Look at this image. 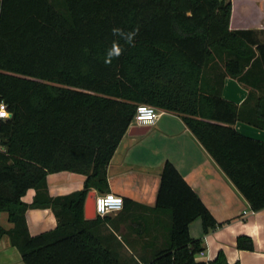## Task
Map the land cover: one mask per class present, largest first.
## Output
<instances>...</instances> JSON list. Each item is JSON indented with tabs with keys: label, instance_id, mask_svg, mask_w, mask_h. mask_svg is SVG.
<instances>
[{
	"label": "trees",
	"instance_id": "16d2710c",
	"mask_svg": "<svg viewBox=\"0 0 264 264\" xmlns=\"http://www.w3.org/2000/svg\"><path fill=\"white\" fill-rule=\"evenodd\" d=\"M231 14V0H0V93L12 112L0 122V212L14 224H0V240L9 235L26 264H230L223 250L196 259L204 247L190 224H221L170 160L155 207L170 223L152 253L123 257L84 205L91 190L110 192V161L150 104L179 115L252 210L264 209V141L235 127L264 130V42L232 29ZM227 77L249 89L242 104L223 96ZM61 171L85 175L83 189L52 196L48 175ZM36 208L52 209L56 228L33 235ZM237 247L255 243L241 234Z\"/></svg>",
	"mask_w": 264,
	"mask_h": 264
},
{
	"label": "crops",
	"instance_id": "0c3cea01",
	"mask_svg": "<svg viewBox=\"0 0 264 264\" xmlns=\"http://www.w3.org/2000/svg\"><path fill=\"white\" fill-rule=\"evenodd\" d=\"M232 29H249L264 42V0H231ZM249 89L237 79L227 77L223 96L242 104ZM236 129L248 137L264 141V130L243 121ZM129 128L119 144L108 167L110 192L132 200L119 212L106 215L99 233L110 235L113 244L120 248L123 257L139 253L150 254L166 242L170 217L155 211L164 164L173 162L187 182L197 191L214 217L221 224L204 232L202 219L190 224V235L201 239L203 254L196 259L213 261L220 250L228 262L235 264H264V209L253 211L250 203L239 191L218 163L186 126L182 118L160 109L157 122L143 135H131ZM86 176L61 171L48 175V188L52 196L67 195L84 187ZM98 193V191H97ZM36 195L29 189L24 201L31 203ZM98 217V216H97ZM30 232L33 235L56 228L58 220L50 208L30 209L27 212ZM0 224L13 228L7 212H0ZM246 234L254 240L255 250L237 247V237ZM132 246L136 250L132 249ZM0 264H26L19 249L9 235L0 240Z\"/></svg>",
	"mask_w": 264,
	"mask_h": 264
},
{
	"label": "built area",
	"instance_id": "2783aa9c",
	"mask_svg": "<svg viewBox=\"0 0 264 264\" xmlns=\"http://www.w3.org/2000/svg\"><path fill=\"white\" fill-rule=\"evenodd\" d=\"M160 116V109L150 104H140L137 108V113L132 121L130 128L133 126H151L155 124ZM12 117L8 104L1 98L0 93V122ZM0 150H5V146L0 138ZM124 197L113 193H97L96 195V214L98 217H105L108 214L119 212L124 209ZM203 254V251L198 253ZM197 254V256H198Z\"/></svg>",
	"mask_w": 264,
	"mask_h": 264
},
{
	"label": "water",
	"instance_id": "95a60500",
	"mask_svg": "<svg viewBox=\"0 0 264 264\" xmlns=\"http://www.w3.org/2000/svg\"><path fill=\"white\" fill-rule=\"evenodd\" d=\"M149 129L150 126H133L131 127L129 133L131 135H143L147 133ZM96 195H97V191L91 190L86 197L85 205H84V213L86 219L97 218L96 207H95Z\"/></svg>",
	"mask_w": 264,
	"mask_h": 264
}]
</instances>
